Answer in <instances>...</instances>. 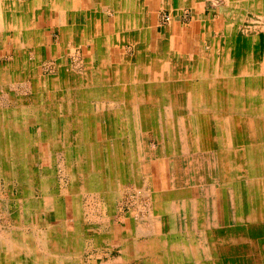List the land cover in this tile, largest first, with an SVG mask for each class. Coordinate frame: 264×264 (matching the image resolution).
I'll use <instances>...</instances> for the list:
<instances>
[{
  "label": "rangeland",
  "instance_id": "obj_1",
  "mask_svg": "<svg viewBox=\"0 0 264 264\" xmlns=\"http://www.w3.org/2000/svg\"><path fill=\"white\" fill-rule=\"evenodd\" d=\"M255 10L260 11L256 21L224 34V43L218 45L225 48L223 53L214 63H201L192 70V81L185 83L175 71L163 72L167 77L176 74L174 81L183 87L176 96L158 98L172 88L150 85L156 105L146 99V89L140 93L135 83L128 85V96L119 93L122 78L115 72L113 87L96 89L98 99L74 96L62 101L44 92V141L50 143L44 146V243L51 248L66 231L65 264H143L136 258L151 257L150 250L161 243L166 248L160 247L156 264H177L183 256L186 264H264V6ZM168 17L163 16V23L169 22ZM57 36L54 42L58 41L62 53L61 33L60 39ZM123 43L131 82L139 81L146 70L167 67L146 55L145 40ZM11 45L9 41L1 49L9 50ZM90 46L94 47L82 41L74 50L69 46L73 55L65 61L60 53L56 60L44 62V81L52 83L58 76L61 83L72 79L69 68L81 75L89 57L98 63L97 55L84 52ZM109 90L118 99H107ZM138 96L142 99H133ZM174 102L180 107L190 103V111L173 112ZM80 108L88 112H84L86 119L74 113ZM105 110L116 118L105 119ZM52 118L61 128L47 126ZM37 145L33 143L35 163L41 161ZM9 150L7 145L8 155ZM152 159L161 160L159 169L152 167ZM2 188L1 184L0 193ZM69 200L76 203L67 211V218L74 221L65 227L55 214L46 212ZM156 201L170 210H156ZM5 213H0V228L12 225ZM176 221L179 227L173 232ZM173 243L181 247L180 257L171 252ZM208 245L217 246L216 257L210 255Z\"/></svg>",
  "mask_w": 264,
  "mask_h": 264
},
{
  "label": "bare ground",
  "instance_id": "obj_2",
  "mask_svg": "<svg viewBox=\"0 0 264 264\" xmlns=\"http://www.w3.org/2000/svg\"><path fill=\"white\" fill-rule=\"evenodd\" d=\"M39 1L40 0H0V53L4 52L1 49V46L5 47L8 45L9 41L12 42V45H11L12 47L9 48V52L7 53L8 55H5L3 58H0V191H2L1 184L3 186L2 189L4 190L3 192L0 193V213L3 214L6 212L5 213L6 215H10L11 217L10 224H12L8 227L5 226L3 228H0V264H65L68 261L65 258V255H66L64 254L65 249H64V244L62 243V242L66 243V241L68 240V235L66 234L67 232L65 231L66 228H63L64 229L63 231L65 232H63V234L59 237V243L57 242L58 244H51V248H49L48 244L44 243V146H47L50 144L48 140L44 141V92L45 93L48 92L47 93L48 95H46L47 97L51 98L54 95H56L60 99H62V101L64 99H74V96L76 99H98V94L96 90L97 88L113 87L112 84L110 83L112 77L109 75V71L106 70L108 69L107 60L104 57L103 58L105 60L104 59L102 60V58L100 57V56H103L104 55L103 53L107 51L106 50L107 43L105 40L101 41L103 43L102 45H100V48L96 47V52L98 53V64H99V69L97 72L96 70H94L95 69L94 59L91 60V58L89 57V61L86 63L85 70L81 75H77L75 72L72 71V69L69 68L67 72L70 71L73 74L74 77L72 79L69 80L65 78L63 79V83H61L59 81L60 76H58V78L53 80L52 83H48L47 79L46 81H44V65L39 66L36 62H34L33 57L35 58V60H37L38 58L34 55H32V60H31L29 52L27 51L28 49H32V51H35V52L37 50L39 51L38 49L39 43L37 40L35 41H31L30 39L27 40L28 32L31 35L33 34L36 38H37L36 35H39V34L37 32L33 33V30H34L33 29L34 26L32 24L33 22L30 23L27 20L26 16L22 18H17L16 14L13 13V7H12L14 6L13 4H15L16 6L18 4H22L23 6L25 4H29L28 5L29 8L31 7L33 8L35 3H38ZM67 10L69 9H66V11H64V9L61 12L59 11L60 17H61L60 24H62L61 39H60L61 44H62L61 45L62 53L61 52L60 53L63 56V61H65V59H67L68 56H71V52L73 55V51L71 52L69 51L70 50L69 46H72V50H74V48L77 47V43L80 44V42H82V40L79 41L75 39V30H74L73 25L72 24L70 25V22L68 20ZM13 49L15 50L14 54H12ZM138 50L140 49L138 48ZM84 52H86V55L90 54L89 52H87L86 48ZM91 55L94 56L93 54ZM6 60L7 62L5 63L4 61ZM62 65L64 64L61 63V66ZM128 68L129 67H126L120 72L117 71V74L118 73L121 74L120 75L122 78L121 81L124 82V85H122V83L120 85H117L122 88L119 90V93H121V91L122 93L126 92L125 96H128V90H127L128 85H134V83L137 84L139 89H142L139 91L140 93H143L144 88L146 89V95L148 96L146 99L152 105L158 104V99H155L154 97L155 95L153 96L152 91L149 89L150 85H152V87H155V86L156 87H167L168 86L172 88V89L167 88L168 90L163 92L162 94L159 93L157 95L158 98H161L163 96L166 97L167 95L169 96L170 94H172V96L173 95L176 96V94L181 92V90H177L178 88L174 86H170V84L167 85L166 84L167 79L163 74L159 72H154L152 70L144 71L139 81L135 80L136 82H131V80L129 81L130 78L128 77L126 73V70ZM62 72L63 71H59V74L61 75ZM65 73L66 72H63L62 74L64 75V77L66 76ZM125 84H127V86ZM102 95L103 94H101V96L99 97L103 98ZM105 96H107L106 97L107 99H118L117 93L110 91V90L106 93ZM133 99H142V97L138 96ZM191 101H194V100H191ZM173 104H174L172 105L173 112L180 110V109L181 111L188 112L190 111V108H191L190 103L183 107H180L175 102ZM73 105H72V108H73ZM84 112L88 113L85 109L80 108L78 111L74 113L78 114L77 116L78 119H86V115ZM104 117L108 121H110V119L112 118H116V116L110 117L108 112ZM198 118H201V117L198 116ZM54 119L55 118L50 119L51 121L50 123L48 121L47 126L49 128L55 127L57 130V127L59 126V122L58 123L57 121L55 122ZM52 133L53 131L50 130L47 132V135L50 136L52 135ZM38 142L40 143V146L37 145V147H38V151L41 153V161L39 163L38 162L35 163L34 155H33V143L37 144ZM7 145L9 146V149H10L9 155L6 152ZM131 155L132 154H130V156ZM77 156L79 155L77 154ZM7 157H8L7 159L8 161H6L5 163V160H6L5 158ZM6 169L8 170V173L6 172ZM5 173L7 174V176L5 175ZM256 175H257V171H256ZM6 177H10V179H7ZM166 192L167 191H165V193ZM168 195H169V192H168ZM47 198L49 199L50 202L52 201L56 202L55 198L46 197V199ZM154 205H155L156 210L157 209L160 210L161 208L162 210H165V209L170 210L171 208V207L169 208V206L164 203L161 204L160 206L157 201L154 203ZM75 207H76V203L73 200H69L65 202L61 201L60 203L57 204V206L55 205L53 210L47 211L46 213L55 214L59 224H62L63 226L66 227L70 222L74 221L73 219L70 220L69 218H67V211L73 210ZM178 227H179V224H178V221H176V223H174L173 232H176ZM104 236L107 239V236L106 235ZM104 236L99 235V238L102 240ZM160 247L162 249L166 248L162 243ZM160 247H156V249L150 250V253L152 254L151 257L138 256L136 258L137 261L136 260L135 261L139 263H143V264H156L158 262L157 259L160 255L159 254ZM178 247L179 246L177 244L173 243L169 248L171 252L176 253L174 255H177L178 257H180L182 251L180 249L181 247L180 248ZM216 247L217 246H212V245L211 247H209L208 245L207 248H210L209 250L211 251V254L209 250H206V254L208 253L216 257L219 254L217 253ZM59 249L61 251V254H59L60 253L58 251ZM194 251H195V254H197V250L195 249ZM44 252H46V255H48L46 261L44 260ZM189 253H190V250H189ZM185 254H188V253L185 252ZM186 262L183 256L181 259H179L177 264H186Z\"/></svg>",
  "mask_w": 264,
  "mask_h": 264
},
{
  "label": "crops",
  "instance_id": "obj_3",
  "mask_svg": "<svg viewBox=\"0 0 264 264\" xmlns=\"http://www.w3.org/2000/svg\"><path fill=\"white\" fill-rule=\"evenodd\" d=\"M13 5L16 17L26 16L30 23L33 22V33L39 34L36 38L28 32L27 36V40L39 43V51L27 50L31 60L32 55L38 57L37 60L33 57V61L39 66L60 55V47L58 41L54 42V37L58 34L60 39V12L69 9L67 15L74 27L75 39L89 41L94 46L89 47L90 54L98 56L96 47L100 48L101 41H106L107 51L103 56L110 63L111 68L108 64L106 70L111 77L113 72L121 77L117 71L128 65L123 41L145 40L142 48H145L146 55L167 66L154 72L163 74L170 81V86L179 89L183 86L174 81L177 75L167 77L163 72L175 71L185 79V83L192 81L189 75L192 70L201 63H214L218 54L223 53L225 48L218 45L224 43V34L232 27L240 31L246 22L251 25L256 21L260 11L255 9L264 6V0H40L33 8H29V4ZM164 15L169 16L168 23H163ZM8 52L5 49L0 58ZM94 68L97 72V61ZM143 159L144 162L146 159ZM160 163V159H152L150 164L159 169Z\"/></svg>",
  "mask_w": 264,
  "mask_h": 264
}]
</instances>
